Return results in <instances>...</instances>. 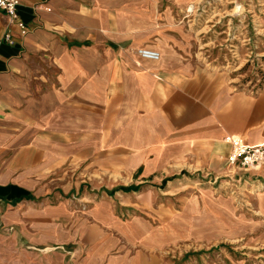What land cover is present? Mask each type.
<instances>
[{"label":"crops","instance_id":"1","mask_svg":"<svg viewBox=\"0 0 264 264\" xmlns=\"http://www.w3.org/2000/svg\"><path fill=\"white\" fill-rule=\"evenodd\" d=\"M191 1L19 0L24 33L0 9V264H234L204 251L264 190L239 211L185 171L222 185L233 141L264 144V91L195 60Z\"/></svg>","mask_w":264,"mask_h":264},{"label":"rangeland","instance_id":"2","mask_svg":"<svg viewBox=\"0 0 264 264\" xmlns=\"http://www.w3.org/2000/svg\"><path fill=\"white\" fill-rule=\"evenodd\" d=\"M193 4L198 6L196 11L184 12L185 5L178 17L181 24L190 27L192 35H197L192 47L195 60L212 70L225 72L235 89L250 94L264 91V0H195ZM205 172L185 171L184 183L195 182L197 188H211L231 199L235 206L245 208L239 207V211L251 212L249 195L259 193V187L242 186L231 191L235 187L219 185L218 181L210 183L211 174ZM191 188L194 187L185 186L183 195L189 194ZM256 223L259 226L254 231L232 233L212 242L204 251L207 258L213 262L264 264V217L259 214ZM201 253L203 250L189 254Z\"/></svg>","mask_w":264,"mask_h":264},{"label":"built area","instance_id":"3","mask_svg":"<svg viewBox=\"0 0 264 264\" xmlns=\"http://www.w3.org/2000/svg\"><path fill=\"white\" fill-rule=\"evenodd\" d=\"M18 4L19 0H0V9L7 15L9 23L16 24L20 31L24 33L25 26L19 20L16 12ZM197 8L198 6L190 2L184 7V12L185 10L186 12L196 11ZM4 36L9 41V34L6 33ZM137 54L143 58L152 60H156L159 57L157 51L148 48L137 49ZM226 161L230 173L222 177L225 180L221 184L223 186L235 187L231 190L234 191L236 188L245 186L246 180L243 179V176H245L247 171L258 170L264 165V144L249 145L239 139L235 140L232 142V148L227 154ZM216 179L217 177H213L212 183L216 182ZM255 187L264 190V184Z\"/></svg>","mask_w":264,"mask_h":264}]
</instances>
